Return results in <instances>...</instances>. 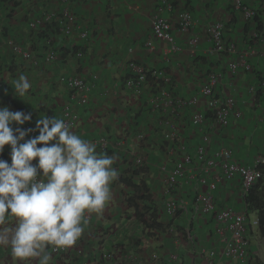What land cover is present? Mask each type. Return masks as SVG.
I'll return each mask as SVG.
<instances>
[{"label": "crops", "instance_id": "obj_1", "mask_svg": "<svg viewBox=\"0 0 264 264\" xmlns=\"http://www.w3.org/2000/svg\"><path fill=\"white\" fill-rule=\"evenodd\" d=\"M67 4L76 22L72 33L65 36L53 32L55 25L59 27L53 20L38 28L44 34L37 37L28 27L29 22L50 13L59 14L64 4L57 0H0V106H7L11 111L31 112L32 119L26 123L35 127L40 116L59 119L63 107L70 105L79 114V122L72 130L94 143L98 153L114 158L113 167L118 177L110 186L111 199L100 214L89 215L75 245L84 250L91 264H100L104 253H113L116 260L120 259L118 264H171L169 256L172 254H177L179 264H204L202 254L206 250L220 249V244L212 236L207 218L193 206V198L200 191L196 179L198 168L186 170L177 185L174 196L181 201L182 209L170 225L174 231H143L142 220L136 214L137 211L144 213L143 207L150 208L149 212L157 211V222L163 225L172 220L164 212L166 200H161L170 196L166 195L164 186L157 185V167L153 165L156 158L166 160L167 156L165 146L162 147L158 114L148 103L151 91L146 89L142 95H134L125 88L124 82L130 74L129 62H135L147 70L164 71L171 79L169 90L173 95L188 99L198 95L208 74L219 73L221 78L214 94L232 97L242 118L233 120L227 128L208 120L198 130L190 125V120L195 109L203 108L200 104L196 108L181 109L174 124L188 151L203 143L205 135L210 152L228 148L236 162L251 165L257 156L264 155V97L256 99L258 77H264V0L242 1L243 7L259 14L263 24L262 38L253 46L246 42L250 33L244 32L245 20L241 12L235 10L234 0H68ZM180 12H188L192 18V26L186 33L179 30L177 15ZM155 15L171 24L174 38L182 48L180 52L169 54L167 44L154 39L152 18ZM217 23L224 26V46L236 45V54L213 51L207 29ZM80 32H86L87 37L80 38ZM194 38L197 43L192 47L188 42ZM8 40L28 50L37 65L12 54L7 47ZM149 40L154 46L152 50L146 47ZM50 50L57 54V60L45 63L44 56ZM76 52H81L82 58H78ZM232 62L240 63L235 74L228 70ZM21 75L27 77L31 87L26 96L19 99L14 96L12 87ZM61 76L93 82L94 88L85 106H78L72 94L59 83ZM139 134L145 135L143 141L137 140ZM101 139L106 141L105 150L100 148ZM3 154L10 157L7 145ZM136 156L145 159V170L131 176L136 170ZM170 160L173 158L168 160L169 167L172 166ZM126 179L135 186L143 182L150 195L147 201L135 202L137 211L126 201L133 195V190L122 182ZM161 187L162 195L158 193L156 199L154 193ZM215 202L220 208L242 212L244 202L239 182L221 183ZM255 217L254 213L248 214L249 259L250 264H264V236L251 226ZM73 247L67 256L51 255V264H69ZM129 255L135 256V260H121ZM0 264L35 262L18 261L9 245L0 246ZM216 264L235 263L220 258Z\"/></svg>", "mask_w": 264, "mask_h": 264}, {"label": "built area", "instance_id": "obj_2", "mask_svg": "<svg viewBox=\"0 0 264 264\" xmlns=\"http://www.w3.org/2000/svg\"><path fill=\"white\" fill-rule=\"evenodd\" d=\"M64 4L61 12L50 13L44 15L39 19H33L29 22L28 27L31 30H36L45 24L52 23L53 20L58 22L59 31L65 36H69L76 27L75 17L68 7V0H57ZM243 0H234V8L241 12L244 20L253 19L256 13L254 10L243 7ZM179 30L186 33L192 26V18L188 12H180L177 15ZM223 29L221 23H217L208 27L207 33L213 43V51L215 53H222L228 51L230 54L237 53V47L234 44L224 46L223 44ZM152 33L154 39L167 44V51L169 54H176L182 50L180 45L176 42L172 32L171 24L155 15L152 18ZM86 32H80V38H86ZM189 45L192 47L197 43V40H189ZM7 47L12 54L19 56L23 60L32 61L33 65L37 62L33 60L32 54L23 48L22 45L15 43L13 40L7 41ZM146 47L150 50L154 48L153 43L149 40ZM168 55V54H166ZM78 58H82L83 54L76 52ZM57 60V54L52 50L48 51L44 56L45 63H53ZM240 67L239 62H232L228 65L230 73H237ZM130 74L124 82L127 90L134 95H142L144 90L152 89L154 93L150 94L149 107L158 114V126L162 132L163 141L166 142L165 154L167 159L173 158L172 166L168 163L162 164L159 168L160 172L165 174V193L167 196L166 204L164 206L165 215L174 219L177 212L181 211L182 203L175 198L174 193L177 190L179 180L184 177L186 170L198 168L199 176L197 184L200 191L196 193L193 198V206L199 211L201 215L207 218L209 226L212 231V236L220 244V249L206 250L202 254L204 264H216L220 258L231 261L235 264H250L249 248H250V233L248 228V214L250 213L245 204V197L249 190L260 179L261 173L259 168L264 166V155H259L255 158L251 165H241L233 158L231 149L222 148L210 152L208 150L207 136H203V143H200L194 150L188 151L184 142L181 141L180 134L174 124V119L178 112L184 108H196L203 104L202 109H195L191 116L190 125L195 129H200L207 123L205 112L210 111L213 115V122L220 128H227L233 120L242 118L241 111L235 109V102L232 97H217L214 94V88L217 85L221 75L213 72L207 75L204 84L200 87L199 93L188 99L175 97L169 90L171 79L160 70H147L143 66L135 62H129ZM95 81L96 78L94 77ZM59 83L62 84L68 91H74L72 98L76 100L78 106H85L88 102L89 94L92 89L93 82L86 81L80 77L61 76ZM260 89L264 96V77L260 83ZM66 123L75 129L79 122V114L76 109L70 105L63 107L61 116ZM24 129L33 128L28 123L21 126ZM38 135V132H31L28 137L32 138ZM144 134L137 136L138 141H143ZM100 148L106 149V141L101 139ZM0 158L9 160L10 157H5L0 154ZM145 166V159L141 156H136L134 159V167L142 169ZM238 181L240 184V197L244 202L242 212L236 211L234 208H220L215 202V193L221 183H231ZM201 188H204L201 191ZM89 215H86L87 220ZM251 226L258 229V218L251 220ZM172 227H169L167 232L171 233ZM74 244L72 257H69V264H91L88 256L82 248H77ZM52 256H67L70 252V247L64 250L48 249ZM135 260V256H127L121 260ZM120 259L116 260L113 253H104L101 257L100 264H118ZM171 264H179L177 254L169 256Z\"/></svg>", "mask_w": 264, "mask_h": 264}, {"label": "clouds", "instance_id": "obj_3", "mask_svg": "<svg viewBox=\"0 0 264 264\" xmlns=\"http://www.w3.org/2000/svg\"><path fill=\"white\" fill-rule=\"evenodd\" d=\"M30 87L21 75L13 94L25 97ZM31 119V112L0 106V154L6 145L10 154V161L0 158V246L10 245L20 262L51 264L48 249L73 246L86 215L104 210L118 171L112 156L98 153L63 119L45 115L35 128L21 127ZM33 131L38 135L25 139Z\"/></svg>", "mask_w": 264, "mask_h": 264}, {"label": "trees", "instance_id": "obj_4", "mask_svg": "<svg viewBox=\"0 0 264 264\" xmlns=\"http://www.w3.org/2000/svg\"><path fill=\"white\" fill-rule=\"evenodd\" d=\"M50 27H52V24ZM262 31H263V24H262L261 18L259 17L258 13H256L253 19L245 20L244 32L245 34L250 33V36H248V39L246 40L249 46H253L255 42H258L259 40H261L262 34H263ZM53 32L60 33L59 27L57 25H55ZM32 33H34L37 37L41 34L42 35L44 34L43 30H38V29L32 30ZM42 38H45V37H42ZM222 53H224V55L228 54L227 49L226 51ZM262 80H263V77H258L256 99L264 97L259 87ZM93 88H94V85H92L91 92L93 91ZM149 90L151 91V94L154 93V90L152 89H149ZM69 92L72 95L74 94V91L72 90H69ZM91 92L89 94V98H90ZM205 116H206V119L208 120H213L214 118L210 111H206ZM164 146L165 147L167 146L166 142H164L162 147L164 148ZM144 170H145V167H143L142 169L133 170L131 176L140 175L141 173H143ZM259 171L261 173V177L256 182V184L249 190L247 196L245 197V204L250 213L256 214V217L258 218V231L262 236H264V166L260 167ZM130 181L127 179L122 181L124 185H126L127 187H130L133 190V195L127 198L126 201L129 205L134 206L135 210L137 211L138 207L135 205V202L137 200L147 201L149 200L150 195L148 194V190H146V186L143 182H141L139 186H135L131 184ZM149 209L148 207H143L144 213L141 214L138 211L136 212L138 218L142 220L143 231L150 232V231H155V230L156 231L165 230V232H167L168 228L170 227L173 221V218L171 221H169V223H167L166 225H163L157 222V216H156L157 211L153 210V212H149L150 211ZM179 214L180 212L178 211L177 216Z\"/></svg>", "mask_w": 264, "mask_h": 264}, {"label": "rangeland", "instance_id": "obj_5", "mask_svg": "<svg viewBox=\"0 0 264 264\" xmlns=\"http://www.w3.org/2000/svg\"><path fill=\"white\" fill-rule=\"evenodd\" d=\"M144 157L146 158V162L148 164V158H147V156H144ZM165 163H168V159L167 158L165 160V158L161 157V158H156L154 160V164H153L154 165V168L157 167V170H156V172H157V180H158L157 181V185L165 186V174L162 173V172H160V170H159L160 166L162 164H165ZM154 188L156 190V187H154ZM164 189H165V187H163V190ZM158 193H161V195H162V187L157 192L154 193V196L156 197V199H158ZM161 200L162 201H165L166 198H161ZM163 204H164V202H163ZM165 204H166V201H165ZM165 204H164V206H165ZM161 206H163V205H161ZM180 214H181V211H180ZM181 229L184 230V227L183 228L181 227Z\"/></svg>", "mask_w": 264, "mask_h": 264}]
</instances>
